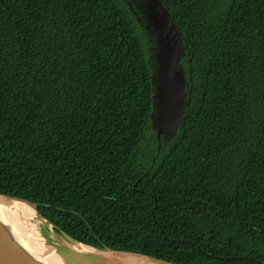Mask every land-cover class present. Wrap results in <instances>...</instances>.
<instances>
[{
    "label": "trees",
    "instance_id": "16d2710c",
    "mask_svg": "<svg viewBox=\"0 0 264 264\" xmlns=\"http://www.w3.org/2000/svg\"><path fill=\"white\" fill-rule=\"evenodd\" d=\"M163 1L191 95L160 149L127 0H0V194L102 251L264 264V0Z\"/></svg>",
    "mask_w": 264,
    "mask_h": 264
},
{
    "label": "water",
    "instance_id": "95a60500",
    "mask_svg": "<svg viewBox=\"0 0 264 264\" xmlns=\"http://www.w3.org/2000/svg\"><path fill=\"white\" fill-rule=\"evenodd\" d=\"M127 1L149 39L151 52L149 60L154 85L152 127L157 132L162 149L164 144L168 145L178 136L189 107L191 84L183 64L187 56V47L177 22L163 0ZM4 198L18 199L35 205L39 217L49 226L50 236L56 243L74 242L92 247L77 241L65 231H60L40 213L37 204L0 194V264H60L44 248L26 223L8 206ZM103 252L118 255L124 260L135 257L150 264H177L142 254L113 250ZM74 259L78 264H111L106 260H93L81 256H75Z\"/></svg>",
    "mask_w": 264,
    "mask_h": 264
},
{
    "label": "bare ground",
    "instance_id": "6f19581e",
    "mask_svg": "<svg viewBox=\"0 0 264 264\" xmlns=\"http://www.w3.org/2000/svg\"><path fill=\"white\" fill-rule=\"evenodd\" d=\"M8 206L26 223L44 248L56 259L60 264H78L74 257L81 256L93 260L108 261L111 264H120L114 255L96 249L95 247H87L74 242L65 244L56 243L51 236L46 233L49 226L45 224L39 217L35 205H31L24 201L12 198H4ZM124 264H150L146 260L139 258L125 259Z\"/></svg>",
    "mask_w": 264,
    "mask_h": 264
},
{
    "label": "rangeland",
    "instance_id": "374dc122",
    "mask_svg": "<svg viewBox=\"0 0 264 264\" xmlns=\"http://www.w3.org/2000/svg\"><path fill=\"white\" fill-rule=\"evenodd\" d=\"M129 1H130V0H129ZM131 2H132V0H131ZM46 233L50 235L49 229H48V231H46ZM114 255H115V254H114ZM115 258L117 259V262H118V263H120V264H124V263H123L124 259L118 257V255H115ZM130 264H132V263H130Z\"/></svg>",
    "mask_w": 264,
    "mask_h": 264
}]
</instances>
